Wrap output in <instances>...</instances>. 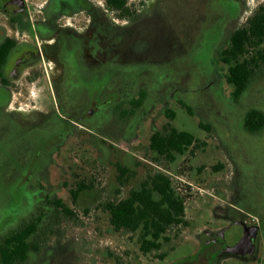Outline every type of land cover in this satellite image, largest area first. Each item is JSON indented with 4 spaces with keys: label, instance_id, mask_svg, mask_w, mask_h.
I'll use <instances>...</instances> for the list:
<instances>
[{
    "label": "flooded vegetation",
    "instance_id": "obj_1",
    "mask_svg": "<svg viewBox=\"0 0 264 264\" xmlns=\"http://www.w3.org/2000/svg\"><path fill=\"white\" fill-rule=\"evenodd\" d=\"M178 2L0 0V166H12V173L0 172V179L23 182L21 191L30 197L23 204H33L23 214L0 218V239L23 224L37 221L42 231L41 239H37L40 247L30 251L28 258L45 245L53 226L66 219L75 220L74 210L58 194L65 192L70 202L75 203L94 188L91 180L89 183L85 179L76 180L79 176L75 167L85 162L93 164L98 159L83 157L79 150L97 152L105 148V156H109V151L112 153L117 146L109 141L110 133H130L152 106L153 92L168 78V73L160 66L154 82L143 84L145 61L158 65L156 59L145 56L155 52L166 35L175 39ZM192 2L202 6L204 24L200 43L186 52L190 65L195 62L202 65L191 51L201 47L204 37L212 38L208 46H202L206 52L210 50L224 23L237 17L240 0H184L185 12L192 8ZM210 11L213 26L205 23ZM172 17L174 21H170ZM129 149H124L127 158L123 163L119 160L115 163L119 188L135 174L128 162ZM148 149L152 162L161 163L162 158H156L149 144ZM72 166L75 171L68 174L76 181L72 188L65 190L62 185L60 191L46 190L45 181L52 176L66 181L65 167ZM59 167L62 170L57 173ZM149 173L152 172L144 170L140 182L124 196L117 189L113 198L98 205L107 213L111 230L114 231L107 205L128 198L132 190H139ZM252 179L255 187L264 184V177L258 172ZM255 189L259 193L258 187ZM238 194L233 204L224 203L230 217L227 225L214 234L204 232L205 238L196 253L170 264H264V196L247 205ZM234 224L240 227L238 233L233 230ZM151 257L147 261L154 264L163 262L166 255ZM112 261L119 263V259Z\"/></svg>",
    "mask_w": 264,
    "mask_h": 264
},
{
    "label": "rangeland",
    "instance_id": "obj_2",
    "mask_svg": "<svg viewBox=\"0 0 264 264\" xmlns=\"http://www.w3.org/2000/svg\"><path fill=\"white\" fill-rule=\"evenodd\" d=\"M262 1L240 0L237 17L224 23L219 39L210 50L206 52L202 49L212 39L204 37L201 47L197 50L194 47L191 51L194 59L203 64L195 62L190 65L186 49L190 51L191 46L200 43L199 34L204 24L203 8L192 2V8L185 12L184 0H179L175 39L166 35L156 51L145 56L146 59H156L158 65H150L145 61L141 81L143 84L154 82L152 80L158 69H161L160 66L167 69L168 73V78L153 92L152 106H149L141 122L130 133H110L109 141L117 146L112 153L109 151V156H105V148L98 149L97 152L90 149L79 150L83 157L98 159L93 164L85 162L80 167H75V173L79 176L76 180L85 179L87 183L91 180L94 188L75 203L70 202L65 192L58 194L74 210L75 220L66 219L53 226L41 250L21 264H115L112 259H119L118 264H149L147 260L160 253H165L164 261L154 264H170L175 259L196 253L205 238L204 232L214 234L227 225L230 217L224 203L233 204L232 200L236 199L238 193L241 195V202L247 205L264 196V184H256L255 187L252 182V177L257 172L264 177V127L256 133H251L244 127L248 110L255 108L264 113V71L255 76L238 100H234L231 96L233 87L225 80L226 65L218 59L219 50L226 44L231 31L242 24ZM209 14L210 18L205 23L213 26L212 11ZM170 21H174V18ZM208 27L204 31L205 35ZM170 113L172 117L169 116ZM200 122L209 124V131L201 127ZM166 125L189 132L200 143L189 147L183 155H177L171 164L163 159L161 163L155 164L148 149L149 140L154 131L162 132ZM114 127L115 123L112 128ZM120 144H123L124 149L130 147L128 162L135 174L128 184L119 188L115 163L119 160L122 164L123 159L127 158ZM71 157L73 158L72 153ZM11 167V164H2L0 172L4 175L11 174ZM73 168L74 166L65 167L64 182L53 176L45 181L46 190L60 191L62 185L65 190L72 188L76 181L68 174L74 173ZM61 170L59 167L56 172L60 173ZM144 170L145 173L161 170L171 176L178 191L186 195L185 219L188 221L187 227L172 230L178 231L177 235L163 243L160 250L146 255L139 251L138 232L111 230L107 213L99 207L113 198L117 189L121 192L119 195L124 196L129 188L140 182ZM37 183L36 181L33 185ZM257 187L259 193L255 189ZM23 189V182H4L0 179V218L13 217L30 210L33 204H23V200L30 198L29 194L21 191ZM232 227L234 232L240 231L238 224Z\"/></svg>",
    "mask_w": 264,
    "mask_h": 264
},
{
    "label": "trees",
    "instance_id": "obj_3",
    "mask_svg": "<svg viewBox=\"0 0 264 264\" xmlns=\"http://www.w3.org/2000/svg\"><path fill=\"white\" fill-rule=\"evenodd\" d=\"M219 62L226 65L225 80L233 89L231 96L238 100L247 90L250 82L264 71V0L259 3L236 27L226 44L219 50ZM189 112L191 109L182 103ZM172 117V113L169 114ZM209 131L210 125L200 122ZM244 127L251 133L264 127V113L252 108L244 118ZM200 141L186 131L165 126L163 132H155L149 148L167 162L183 155ZM157 159V160H158ZM185 198L169 175L152 172L147 175L139 190H132L130 196L117 199L107 205L114 231L138 232L139 251L148 254L160 250L163 242L177 235L178 227H186ZM42 231L38 222L32 221L9 231L0 239V264H21L27 261L30 251L39 249ZM164 253H161V255Z\"/></svg>",
    "mask_w": 264,
    "mask_h": 264
}]
</instances>
